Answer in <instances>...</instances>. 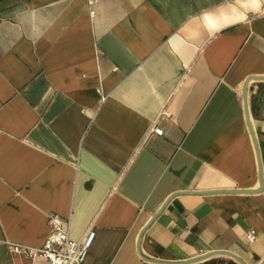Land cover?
<instances>
[{"label": "crops", "instance_id": "obj_1", "mask_svg": "<svg viewBox=\"0 0 264 264\" xmlns=\"http://www.w3.org/2000/svg\"><path fill=\"white\" fill-rule=\"evenodd\" d=\"M50 212L82 264H264V0H0V264Z\"/></svg>", "mask_w": 264, "mask_h": 264}, {"label": "built area", "instance_id": "obj_2", "mask_svg": "<svg viewBox=\"0 0 264 264\" xmlns=\"http://www.w3.org/2000/svg\"><path fill=\"white\" fill-rule=\"evenodd\" d=\"M154 132L162 134L163 129L155 127ZM49 233L40 246L11 245L15 253H23L32 259V264H82L95 239L96 232L90 229L82 239L70 235V219L56 212L48 214ZM247 239L252 242L257 237L254 228L247 231Z\"/></svg>", "mask_w": 264, "mask_h": 264}]
</instances>
